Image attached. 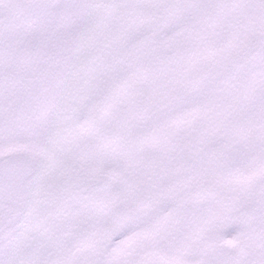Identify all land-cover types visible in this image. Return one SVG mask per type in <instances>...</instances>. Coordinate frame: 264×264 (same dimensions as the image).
<instances>
[{"label":"snow or ice","instance_id":"1","mask_svg":"<svg viewBox=\"0 0 264 264\" xmlns=\"http://www.w3.org/2000/svg\"><path fill=\"white\" fill-rule=\"evenodd\" d=\"M0 264H264V0H0Z\"/></svg>","mask_w":264,"mask_h":264}]
</instances>
